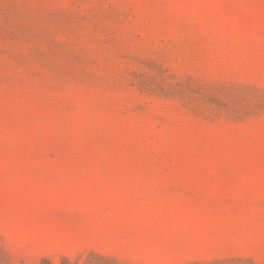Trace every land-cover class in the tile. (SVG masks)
<instances>
[{
    "label": "rangeland",
    "instance_id": "rangeland-1",
    "mask_svg": "<svg viewBox=\"0 0 264 264\" xmlns=\"http://www.w3.org/2000/svg\"><path fill=\"white\" fill-rule=\"evenodd\" d=\"M0 264H264V0H0Z\"/></svg>",
    "mask_w": 264,
    "mask_h": 264
}]
</instances>
